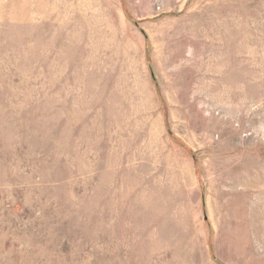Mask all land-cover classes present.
Here are the masks:
<instances>
[{"label":"rangeland","instance_id":"rangeland-1","mask_svg":"<svg viewBox=\"0 0 264 264\" xmlns=\"http://www.w3.org/2000/svg\"><path fill=\"white\" fill-rule=\"evenodd\" d=\"M0 264H264V0H0Z\"/></svg>","mask_w":264,"mask_h":264}]
</instances>
